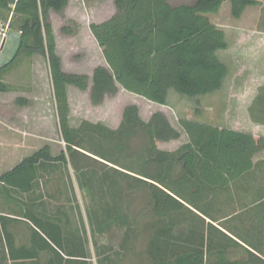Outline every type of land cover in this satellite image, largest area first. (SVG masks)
<instances>
[{"label":"trees","instance_id":"obj_1","mask_svg":"<svg viewBox=\"0 0 264 264\" xmlns=\"http://www.w3.org/2000/svg\"><path fill=\"white\" fill-rule=\"evenodd\" d=\"M224 2L230 3V13L235 19L247 6L258 3L256 0H193L173 6L170 0H115L113 17L102 24L90 25L108 67H96L89 77L64 72L55 51L49 15L53 12L62 16L67 0H0L1 23L19 36L13 58L0 67V93L11 92V87L2 81L7 73L22 61H30L33 55L42 56L47 63L57 128L64 144V149L55 156L51 147L45 145L0 175L2 226L5 225L3 219H26L27 211H34L33 202L10 201L11 194L12 191L31 193L42 174L51 173L56 167L66 172L72 162L80 183H84L86 192L91 195L95 172L80 169L76 158L83 156L98 161L113 172L119 171L114 167L121 168V159H135L136 166L124 170L131 173L132 176L125 175L133 177L144 190L147 207L155 220L141 229L147 233L144 255L150 264H264L262 242L257 247L240 228L227 231L239 243L212 224H206L205 218L215 221L210 207L197 204L201 199L198 189L190 191L192 185L198 187V183L218 185L221 176L227 177L225 181H233L246 174L253 167L254 156L264 151L263 137L179 119L188 143L174 152L162 151L157 143L177 140L179 132L162 112L151 114L144 122L134 104L123 107L121 122L115 130L87 121L76 128L69 124L68 86L89 90L92 106H99L106 97L116 95L118 86L162 106L167 103L169 91L189 99L218 91L228 69L216 53L225 50L227 43L224 32L208 16L217 14ZM62 32L71 34L66 27ZM11 105L23 108L29 101L16 97ZM136 140L142 142L139 147H134ZM75 154L79 156L73 157ZM116 197L119 190L113 199ZM13 203L18 207L14 206L17 212L9 213ZM125 217L126 214L117 210L104 215V219L95 220L92 226L99 233L115 225L128 231L134 227L137 239L141 232L138 223L134 219L128 224ZM37 235L38 239L31 238L29 249L14 247L9 235L11 247L8 252L4 251L8 253L4 256L13 264H25L48 251L55 258L50 264H60L63 258L59 248ZM231 249L243 251L245 257L230 260ZM81 250H65L66 262L83 264L85 257L79 253Z\"/></svg>","mask_w":264,"mask_h":264},{"label":"rangeland","instance_id":"obj_2","mask_svg":"<svg viewBox=\"0 0 264 264\" xmlns=\"http://www.w3.org/2000/svg\"><path fill=\"white\" fill-rule=\"evenodd\" d=\"M192 1L170 0V3L176 6L189 4ZM226 8H230L229 2L223 6L222 14L225 13ZM208 17L217 27L225 23L224 21L228 18L220 15ZM52 19L54 24L58 25L60 22V26L58 25V28L55 29V46L58 49L62 70L66 73L90 76L93 69L102 64L100 53L94 42L88 33L77 31L75 22L66 20L64 14L56 15ZM49 20L52 22L50 15ZM261 20L263 21V19ZM259 25H263V23L260 22ZM63 27H66L71 34H64ZM18 41L17 32L9 30L3 51L0 53V66L9 63L13 58ZM44 63L43 60L38 62L36 69L32 71L31 60H24L3 77L2 81L11 87V92L0 93V173L15 164L17 165L24 157L32 155L45 145L51 147L53 156L58 155L64 149L57 128L48 67L47 63ZM73 88L71 87L68 93L70 100L69 124L72 127L78 126L82 121H87L101 123L116 129L121 121L122 109L128 104L138 107L139 116L143 121H148L151 114L155 112H162L169 123L171 121L175 127H179V119H198L217 123L219 120L222 121V116L232 115L220 111L219 105L225 104L226 98H221L218 103L216 95L209 96L210 94H208L204 97L189 99L169 91L168 101L166 105L162 106L129 93L118 86L116 95L106 97L99 106H92L87 96L88 90L79 92ZM25 94H29L28 97H25ZM16 97L27 99L29 105L23 108L12 106V101ZM230 100L232 98H227V101ZM262 100H264L263 94L258 98V101ZM228 104L231 105L232 101ZM12 122L16 125V131L3 126L12 124ZM25 137H27V141L24 140ZM141 144V140H136L134 147H139ZM77 156L79 155L75 154L73 157ZM76 162L80 169L87 168L95 172L96 176H93L91 183L93 188L91 195L86 192L84 183L82 181L80 183L72 162L66 172L62 171V168L56 167L51 173L42 174L31 193L21 194L12 191L10 201L33 202L34 211H27L26 219H3L5 224L3 226L0 222V264H13L5 257L8 247H11L10 239L13 241L14 247L29 249L31 238H39L37 233L51 242L52 246L55 245L59 248L56 249L63 258L60 264H78L79 261L67 263L65 260L67 258L65 250L74 248L75 250L82 249L79 253L85 257L82 259L85 260L83 264H150L144 255L147 233L141 229L155 220L151 217L147 207L144 190L133 181V177H130L131 173L124 170L125 167L134 168L136 160L121 159L119 163L121 168L114 167L119 170L117 172L97 163L98 161L83 158V156L76 158ZM126 173L130 175H125ZM118 190L119 197L113 199ZM14 206L16 205L13 203L8 212H17L18 207ZM25 209L23 211L26 213ZM117 210L123 215L126 214L125 218L128 224H131L134 219L138 223L141 232L137 239L134 237L136 235L134 227L128 231L126 228L115 225L103 233L96 232L92 223L94 224L95 220H101L104 215L112 214ZM256 210L259 211V208ZM0 213H4L1 204ZM181 228L185 229L186 225ZM8 234L11 236L10 239ZM262 244L264 246L263 241ZM4 251L7 252L4 254ZM244 257L243 251L232 250L229 252L230 260L243 259ZM53 259L55 258L51 253L43 251L32 262L26 261L25 264H50ZM205 263L207 264V262Z\"/></svg>","mask_w":264,"mask_h":264},{"label":"crops","instance_id":"obj_3","mask_svg":"<svg viewBox=\"0 0 264 264\" xmlns=\"http://www.w3.org/2000/svg\"><path fill=\"white\" fill-rule=\"evenodd\" d=\"M114 1L115 0H67V7L64 10L65 19L74 21L77 26V31L88 33L100 53V62H102V64L99 66L103 67L108 66L103 57L102 49L98 46L90 32V25H98L110 20L116 12ZM256 1L258 3L253 6H247L238 19L231 16L230 8H226L224 14L221 13L223 6L227 2H224L219 12L213 15L216 17L219 15L228 17L224 21L225 23L218 25L219 29L224 32L227 48L216 53L219 61L227 66L228 73L223 81L222 87L209 96L216 95L218 103L221 101V98H226V103L219 105L220 111L232 115L222 116V121L219 120L217 123H209L198 119L190 120L215 126L219 129H226L264 138V100L258 101L259 96L261 94L264 95V0ZM54 16H56V14L50 12V19L52 20V22H50L56 39L55 29L58 28V25L60 26V22H58V25L54 24V20L52 19ZM261 19H263V21ZM260 22H262L263 25H259ZM6 26L7 24L3 25L0 21V29ZM9 30L13 29L7 27L4 36L0 33V53L3 51L6 43V35ZM55 51L58 55L57 46H55ZM42 60L45 62L44 64H46L42 56H32V71L36 69L38 62ZM92 72L89 77H91ZM71 87L72 86H68L66 88L69 115L70 100L68 93ZM75 90L82 92L77 88ZM28 95L29 94H25L24 96L28 97ZM87 96L89 98V90ZM229 97L232 98V100L227 101ZM231 101L232 104H228ZM171 125L179 132L180 137L177 140L157 143V148L159 150L174 152L180 146L188 143V137L184 130L179 125V127H175L172 123ZM3 126L7 129L16 131L14 122ZM25 133L27 134V132ZM24 140L27 141V137H25ZM252 163L253 167L251 170L233 181H225L227 177L221 176L218 185L211 186L206 183H198V187L192 185L190 191L198 189L201 193V199L197 204L201 207L205 204L210 207L209 212L212 213L213 220L215 221L212 222L204 217L206 224H212L218 231L227 234L239 243L240 241L227 233V231L237 230V228L245 230L249 234V240L259 247V242H264V151L255 155ZM13 167L6 169L0 173V175ZM257 208H259V211L256 210ZM218 237L223 239L219 234ZM232 250L239 251V249H231L230 252Z\"/></svg>","mask_w":264,"mask_h":264},{"label":"built area","instance_id":"obj_4","mask_svg":"<svg viewBox=\"0 0 264 264\" xmlns=\"http://www.w3.org/2000/svg\"><path fill=\"white\" fill-rule=\"evenodd\" d=\"M7 27H8V25L6 27L0 29V33L2 34V36L5 35V30Z\"/></svg>","mask_w":264,"mask_h":264}]
</instances>
